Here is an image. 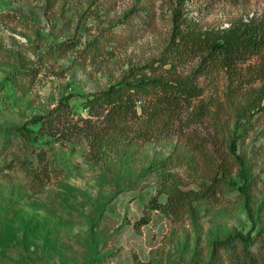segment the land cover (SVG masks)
Segmentation results:
<instances>
[{"label":"rangeland","instance_id":"rangeland-1","mask_svg":"<svg viewBox=\"0 0 264 264\" xmlns=\"http://www.w3.org/2000/svg\"><path fill=\"white\" fill-rule=\"evenodd\" d=\"M177 2L0 0V126H19L69 95L74 114L85 115L80 94L106 88L130 66L159 56ZM140 4L152 15L147 27L122 23L123 13ZM184 8L204 27L226 26L240 15L264 18V0H187ZM256 63V58L242 63V74ZM195 67L196 59L188 60L184 73ZM214 83L194 105L210 94L223 102L229 80L223 75ZM180 117L187 122L186 114ZM180 119L168 138L123 142L100 161L90 158L80 136L16 138L0 148V264L203 263L213 241L233 231L264 230V112L236 131L245 192L223 187L217 198L199 203L194 215L174 219L153 210L147 224L134 227L158 188L149 164L169 155L175 144L212 132L208 118L188 126ZM232 130L228 120L221 133L225 142ZM179 172L195 186L190 170ZM226 256L220 253L223 264Z\"/></svg>","mask_w":264,"mask_h":264},{"label":"trees","instance_id":"trees-1","mask_svg":"<svg viewBox=\"0 0 264 264\" xmlns=\"http://www.w3.org/2000/svg\"><path fill=\"white\" fill-rule=\"evenodd\" d=\"M186 1L178 0L170 11L171 27L159 56L130 66L119 81L106 88L79 95L85 115H75L69 103L72 95L65 96L47 113L34 115L19 126H0V148L16 138L46 136L63 141L80 136L87 142L90 158L100 161L123 142L168 138L174 131L173 121L186 114L187 122L180 119L181 123L188 126L208 118L212 132L198 141L186 139L175 144L169 155L149 164V169L157 172L158 188L134 227L147 224L153 210L174 219L194 215L199 203L214 200L223 187L245 192L247 174L237 149L236 131L264 112V18L240 15L226 26L204 27L188 16ZM151 18L146 6L140 4L123 13L122 23L133 28L136 21L139 28H145ZM251 58L257 63L248 65L249 74L244 75L241 64ZM193 59L196 67L184 73L187 61ZM223 75L229 80L223 102L210 94L194 105L206 85L215 87L214 80ZM189 107L193 111L189 112ZM223 110L226 117L220 113ZM228 120H233V130L225 142L221 133ZM182 169L196 176L195 186L184 181ZM233 170H237L235 176ZM43 173L48 175L47 170ZM160 195H164L163 201ZM211 249L203 263L194 264H223L221 252L227 254L228 264H264V230L254 235L233 231L213 241ZM135 264L141 263L135 260Z\"/></svg>","mask_w":264,"mask_h":264}]
</instances>
